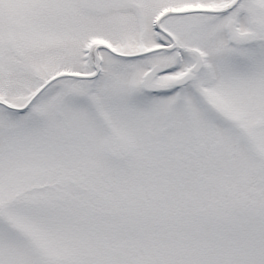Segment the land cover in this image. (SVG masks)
Returning a JSON list of instances; mask_svg holds the SVG:
<instances>
[{
	"label": "snow or ice",
	"instance_id": "obj_1",
	"mask_svg": "<svg viewBox=\"0 0 264 264\" xmlns=\"http://www.w3.org/2000/svg\"><path fill=\"white\" fill-rule=\"evenodd\" d=\"M0 264H264V0H0Z\"/></svg>",
	"mask_w": 264,
	"mask_h": 264
}]
</instances>
